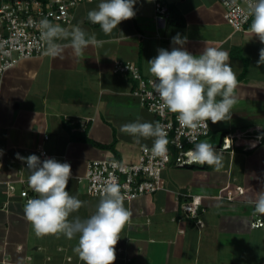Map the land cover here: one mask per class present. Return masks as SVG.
Instances as JSON below:
<instances>
[{
	"label": "crops",
	"instance_id": "obj_1",
	"mask_svg": "<svg viewBox=\"0 0 264 264\" xmlns=\"http://www.w3.org/2000/svg\"><path fill=\"white\" fill-rule=\"evenodd\" d=\"M156 1L166 7L168 17H156ZM99 3H79L70 24L60 25L94 32L104 41L102 46H90L79 56L65 47L57 57H32L0 74V264H84L73 251L78 235L71 240L62 234L38 236L25 218L20 191L26 189L34 198L38 194L29 186L30 171L22 168L17 154L37 156L43 147L57 161L70 163L78 177L89 161L114 153L98 145L113 143L119 160L135 161L140 147L152 146L153 139L136 143L121 126L137 119L156 122L157 117L133 95L137 82L131 73L114 68L130 63L144 78H155L147 62L159 49L180 47L172 43L177 33L187 37L184 48L193 55H200L206 44L227 51L238 77L231 120H209V135L202 142L218 146L229 132L248 139L223 154L219 170L199 163L169 165L160 190L125 201L133 217L120 234L115 264H264V227H250L258 217L264 221L251 203L255 192L264 190V65L257 67L264 44L248 31L250 25L240 32L228 25L218 0H137L135 18L123 21L110 35L87 19ZM227 185L242 187L244 194L234 201L224 194L219 199ZM66 190L85 204L70 219H87L95 212L100 198L87 193L85 181L71 178ZM187 195L201 196L202 227L180 210Z\"/></svg>",
	"mask_w": 264,
	"mask_h": 264
},
{
	"label": "clouds",
	"instance_id": "obj_2",
	"mask_svg": "<svg viewBox=\"0 0 264 264\" xmlns=\"http://www.w3.org/2000/svg\"><path fill=\"white\" fill-rule=\"evenodd\" d=\"M243 2L247 18H251L248 31L264 44V0ZM136 3L137 0H100L97 8L87 13V19L98 25L105 35H110L123 21L135 18ZM37 26L44 54L50 57L59 56L65 47H70L79 56L90 46L104 44L94 32L89 33L79 26L70 31L47 18L41 19ZM187 42V37L177 33L172 43L180 47H173L171 51L159 49L158 55L147 62L149 73L155 77L154 90L162 101L161 107L178 114L181 127L187 129L208 127L209 120L212 124L231 120L232 110L238 102L235 94L238 77L230 65L229 53L206 44L202 53L196 56L184 48ZM259 55L257 67L264 65V48L260 49ZM121 131L133 137L136 143L141 138H152L150 151L154 156H164L168 151L166 125L159 121L137 119L122 125ZM144 148L149 151L147 145ZM187 155L193 163L214 166L216 170L223 167L222 149L218 150L209 142L196 143ZM17 158L26 162L30 171L28 184L38 194V198L29 199L24 206L25 218L36 234H62L69 240L78 235V244L73 251L84 264H115L120 234L131 224L133 217V212L125 207L121 186L106 182L95 212L87 219H70L85 206L66 190L72 178L71 164L54 158L41 161L35 154L26 158L17 154ZM251 203L255 213L264 215V190L255 192Z\"/></svg>",
	"mask_w": 264,
	"mask_h": 264
},
{
	"label": "built area",
	"instance_id": "obj_3",
	"mask_svg": "<svg viewBox=\"0 0 264 264\" xmlns=\"http://www.w3.org/2000/svg\"><path fill=\"white\" fill-rule=\"evenodd\" d=\"M83 1L98 0H0V74L14 68L21 61L44 54V48L40 41V29L38 22L47 18L53 23L70 24L73 9ZM224 9L223 17L228 25L236 32L244 31L251 24V18H247V8L243 0H218ZM156 17H168V10L159 1L154 6ZM115 72H130L132 78L137 82V88L133 95L138 98L140 105L149 113L157 117V121L166 125L168 133V151L164 156H154L146 151L144 146L140 147L135 161L124 162L117 159L113 154L100 159L89 161L83 176L72 178L79 182H86L87 193L93 197L100 198L104 195L106 182H115L121 186L122 194L126 202H131L139 197L151 195L161 189L162 173L169 165L176 168L193 166L187 153L196 143L202 142L209 135L208 127L187 129L181 127L176 113H171L166 107H161L162 101L154 90L155 78H144L137 68L130 64L116 65ZM225 133L218 144V150L223 154L233 152V148L239 146L240 142L248 139L247 135ZM48 137H45L47 139ZM261 143V136L257 137ZM41 161L46 158H54L43 147L36 151ZM4 164L3 154L0 155V171ZM21 166L25 170L26 162ZM21 183L25 180H20ZM0 184L2 182L0 181ZM8 191L15 189L11 182H7ZM223 197L227 201H234L235 196H242L244 189L240 186L231 188L229 185L222 188L218 198ZM20 197L26 204L33 199L26 189L21 190ZM182 214L194 222L197 227H202L203 222L199 218L204 212L201 196L187 195L180 204ZM252 229L264 227V221L258 217L250 223Z\"/></svg>",
	"mask_w": 264,
	"mask_h": 264
},
{
	"label": "trees",
	"instance_id": "obj_4",
	"mask_svg": "<svg viewBox=\"0 0 264 264\" xmlns=\"http://www.w3.org/2000/svg\"><path fill=\"white\" fill-rule=\"evenodd\" d=\"M168 14H169V12H168ZM98 147L99 148H102V149H104V150H108V151H110V152H114L113 153V155L117 158V159H120L118 156H117V154H116V151H114V144L112 143V144H110V145H98Z\"/></svg>",
	"mask_w": 264,
	"mask_h": 264
},
{
	"label": "rangeland",
	"instance_id": "obj_5",
	"mask_svg": "<svg viewBox=\"0 0 264 264\" xmlns=\"http://www.w3.org/2000/svg\"><path fill=\"white\" fill-rule=\"evenodd\" d=\"M127 124V123H126ZM133 156L135 155V154H132ZM131 156V155H130ZM132 157V156H131ZM124 162H126V161H124ZM72 173L74 174V172L72 171Z\"/></svg>",
	"mask_w": 264,
	"mask_h": 264
}]
</instances>
